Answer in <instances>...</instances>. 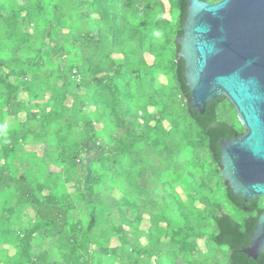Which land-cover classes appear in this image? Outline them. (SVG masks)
I'll list each match as a JSON object with an SVG mask.
<instances>
[{
    "label": "rangeland",
    "instance_id": "374dc122",
    "mask_svg": "<svg viewBox=\"0 0 264 264\" xmlns=\"http://www.w3.org/2000/svg\"><path fill=\"white\" fill-rule=\"evenodd\" d=\"M40 1L42 12H37L36 18H30L26 17L23 8L22 16L18 19V27L14 28L16 35L29 34L31 37L24 46V53L18 52L17 62L11 63V68L15 69L12 71L11 68L0 65L1 77H7L11 83L17 85L12 96L15 97L16 108L21 109L16 115L6 114L10 93L1 87L0 95L3 96H0V126L2 119L6 127L19 125L17 129L19 140L9 155L4 153L7 141L0 140V179L26 180L33 183L35 191H40L42 195H51L52 200L57 201L58 205L56 209L54 208L52 216H57L61 222L64 221L67 231L60 239L48 237L45 229L51 225L41 220L37 205L16 200L15 194L17 195L18 191L12 182L10 197L0 199V252L8 255V264H64L63 257L70 255L77 235L85 229L95 201L97 225L94 235L100 237L103 243L101 249L95 245L91 246L90 256H85V259L90 258L89 264H97L98 259L101 264H158L162 259L164 264H198L203 263L200 261L204 257L212 255L217 257L218 264H229L227 258L229 250L226 246L219 245V250L213 241L206 237L199 238L197 233L214 232V225L211 223L213 211L219 214L227 210L241 220L247 213L227 203L225 186L218 188L219 179H210L208 183H202L210 155L196 147L194 143L197 139V128L186 112V102L179 96L173 76L156 75L155 87L156 89L164 87L166 101L157 106H148L155 116V120L149 125L133 129L128 135L126 129H115L106 116L95 123V127L103 133L94 141L84 140L82 117L89 113L95 114V106L89 95L99 77L95 76L93 63L95 57L103 53L99 49L101 41L98 36L93 42L87 38V33L97 35L98 21L95 20L97 16L92 9L79 5L78 0ZM4 2L7 0H0V3ZM164 2L166 4L164 16L175 24L178 10H172L167 0ZM31 3V0H17V6L20 8ZM55 28L59 30L54 33ZM4 34V30L0 29L1 50H6L9 43L12 45V40L8 39L10 35L5 38ZM144 46L147 49L148 43L146 42ZM77 50L82 52L75 54ZM146 52L147 62L152 63L153 57ZM26 57L34 58L35 65L32 68H29L32 61H25ZM81 57L93 60H88L83 65L79 60ZM113 58L120 64L124 63L120 52L114 53ZM73 63H77L78 66L71 68L70 65ZM19 67L28 68L27 72L17 75ZM121 70L127 72L124 67ZM104 75L111 77L113 73ZM129 77L131 81L135 77L143 79V72L135 69ZM138 85L133 84L135 89L139 87ZM219 110L221 119L234 124L241 133L246 131L227 97H224ZM177 116L181 117V126L192 133L190 136L192 143L187 139H176L174 143L177 145L178 153L172 154L169 159L168 150L164 149L163 144L151 148L146 140H153L162 135L163 132L158 128L149 129L156 120L160 119L165 128H170L171 120ZM144 130H149V134ZM142 132L146 138L140 135ZM135 137H139V141L130 148L129 139L131 141ZM169 140L170 137H167L165 141ZM123 142L124 147L129 150L130 157L137 161L134 175L139 184L137 190L129 188L123 174L127 168L124 166L117 180H113L112 173L107 175L106 172L104 186L96 181L93 187L90 185L87 187L88 178L92 182L94 177L97 179L102 174L100 171L92 172L89 165L82 167L79 160L75 162L77 174L79 175L81 168L86 170V174L84 185L78 186L75 174L70 175L67 171L69 166L74 165L61 155L63 149L73 152L78 145L80 157H84L89 164L105 153H114ZM190 153L198 157V166L195 168L191 166L194 170H191L194 173L192 175L188 173L189 166L183 162L184 154ZM128 163L129 160L124 161L126 166ZM112 165L113 162L110 161L109 166ZM7 189L10 188H3L2 191H8ZM92 191L98 194L101 202L91 195ZM172 192L173 196L181 197L189 206L200 209L207 207L208 211L204 218L202 217L201 222L195 225L193 231L185 224L177 205L169 203ZM123 193L137 196L138 205L142 209L140 221L135 220L133 213L135 208L124 201ZM261 198L264 205V196ZM143 204L145 206L142 207ZM5 205H11L14 209L13 216L8 217L7 209L3 210ZM160 215L168 218V228L162 232L155 229ZM39 222L40 225L35 226ZM159 224L165 226L166 223ZM34 227L36 233L27 244L24 241L26 231ZM158 238L160 242L155 245ZM192 239L197 243L194 253L180 252L171 255L170 251H178L179 241ZM28 249H31L28 257L21 259L25 260L22 262L19 253ZM167 251L168 259L164 258ZM12 256L13 262L9 260ZM209 261L213 259L210 258Z\"/></svg>",
    "mask_w": 264,
    "mask_h": 264
},
{
    "label": "trees",
    "instance_id": "16d2710c",
    "mask_svg": "<svg viewBox=\"0 0 264 264\" xmlns=\"http://www.w3.org/2000/svg\"><path fill=\"white\" fill-rule=\"evenodd\" d=\"M31 1L32 3L29 6L23 5L22 8L17 6V0H7V2L0 3V29H2V31L4 30L5 34L3 36L5 38H8L10 35L8 39L12 40V45L10 43L7 44L9 48L7 47L6 50L0 49V65L2 67L11 68V63L13 61L17 62L18 56L16 54L18 52L24 53V46L31 39L29 34L18 36L14 32V28L18 27V19L22 16L23 8L26 17L30 18H36V13L42 12L41 1ZM167 1L172 10H178V18L175 24L171 23V21L164 16L166 10L164 0H78L79 5L92 9L97 16L95 19L98 21V26L96 28L98 31L97 35L95 33H87V38L93 42L96 36H98V39L101 41L99 49L103 52L95 57L93 63L95 76L99 77L97 83L94 85V90L89 95L95 106V114L89 113L82 117L85 129L83 139L86 141H94L98 135L102 134L103 131H99L95 127V123L98 119L106 116L109 117L115 129H126L128 135L132 133L133 129L142 128L145 124L149 125L155 120V116L150 112L148 106H157L166 101L163 90L164 87L161 86L159 89L155 87L156 75H172L176 81V90L179 92V96L186 102V112L197 128V139L194 143L196 147L210 155V161H208V165L204 169L206 175L202 183H208L210 179H219L220 183L218 188L220 189V187L225 186L227 203H231L237 210L247 213V216L241 220L228 213L227 210L219 214L213 211L211 223L214 225V232L212 234L199 232L197 233L198 237H206L213 241L217 247L219 245L226 246L227 250H229L227 256L229 264H264V254L254 259L242 251V249L250 243L251 233L255 229L259 215L264 210V205L262 204L263 199L260 197L245 202L243 197L235 194L230 186L224 183L223 176L221 175L220 141L223 139H231L237 133L241 134V132L238 131L234 124L220 118L219 107L224 96H219L215 100L209 102L204 113L188 108L189 101H186V99L190 96V90L185 76V61L179 59L178 52L180 46L176 44L177 38L183 34L182 25L187 18L188 0ZM208 1L217 2L219 0ZM57 30L59 29L55 28L54 33ZM52 33L53 29H51L50 34L52 35ZM146 42L148 43L147 49L144 46ZM1 43L0 41V47ZM79 52L82 51L77 50L75 54ZM117 52L123 55L124 63L120 64L113 58V54ZM145 52L153 57L152 63L147 62ZM24 60L32 61L29 68L35 65V60L32 57H26ZM79 60L82 61L84 65L88 60H93V58L81 57ZM75 66H78L77 63L70 65L71 68ZM123 67L127 72L121 70ZM11 69L13 71L15 68L12 67ZM27 69L19 67L16 71L17 75L26 73ZM135 69L143 72V79L135 77L132 78L131 81L129 74ZM105 73H113V75L107 77L108 75H104ZM133 82L139 84L137 89L134 88ZM1 87L6 88L7 92L10 93L6 114L9 116L16 115L21 111V109L16 108V103L14 101L15 97L12 96L17 89V85L11 83L7 77H1L0 75V88ZM180 119V116L172 119L170 128H165L160 119L156 120L153 127H149V129L151 128V130H153L158 128V130L163 133L156 137V139L146 140V143L150 145L151 148L152 146L156 147L163 144L164 149L168 150V157H172V154L178 153L177 145L174 143L176 139H187L192 143L190 137L192 133H189L181 126ZM129 124H131L130 130ZM18 128L19 125L6 127L4 119H2L0 140L4 139L7 141L4 151L6 155L11 154L12 147L18 143ZM144 131L146 134H149V130ZM140 135L146 138L144 132L140 133ZM167 137H170L168 142L165 141ZM138 141L139 137H135L131 139V141L129 139V147H133ZM124 143L125 142L121 143V145L115 149L114 153H105V155L93 159L89 164H87L84 157H80V146L78 145L74 148L73 152H67L66 149H63L61 155L74 165L69 166L67 171L70 175L75 174L77 177L76 180H78V186L82 187L84 185L86 170L81 168L79 169V175L77 174V166L75 165L77 160L82 162V167L85 168L89 165L92 172L100 171L102 174L98 176L97 179L94 177L92 182L91 179L88 178L86 182L87 187L88 185L93 187L96 181L104 186L106 182V177H104V175L106 172L108 173L107 175L112 173L113 180H117L124 166V168H127L124 170L123 174L130 186L129 188L137 190L139 184L138 180H136L137 178H134L137 170V161L130 157L129 150L124 147ZM88 153H90V151H88ZM197 158V156L191 153L184 154L183 156V162L189 166L188 173L191 175L194 171L191 166H194V168L198 166ZM127 160H129L130 163L126 166L124 161L126 162ZM110 161L113 162L112 166H109ZM12 182H14V188L18 191V194H15L16 200H23L27 204L37 205L36 208L41 220L51 225L49 228L45 229L46 235L50 238L57 237L58 239L64 237L67 231L65 222L59 221L57 216H52L54 208L56 209L58 206L56 203L57 201L52 200L51 195H42L40 191H35L32 182L21 179L18 181H15V179H0V199L4 200L5 197H10ZM3 188L10 189H7L8 191H2ZM116 188L119 189L118 186ZM91 193L93 197H97L98 202H101L98 194H94L93 191ZM173 193L174 192L171 193L172 198L169 203L177 205L181 216L184 218L185 224L193 231L195 225L201 222L200 220L202 217L204 218V214L208 211L207 207L200 209L196 206H189L181 197L179 198L177 195H175L176 197L173 196ZM123 194L124 201L135 208L133 212L135 214V220L140 221L142 209L138 205L137 196L135 195L133 197L131 195L128 196L126 193ZM95 203L97 202L95 201ZM95 203H93L90 211V219L85 229L77 235L76 243L71 248L70 255H65L63 257L64 264H89L88 260L90 258L85 259V256H90L91 246L95 245L99 247V249L102 248L103 240L94 235V229L97 225V207ZM141 206L143 207L145 204ZM6 209L9 213L8 217L14 215V209H12L11 205H5L3 210ZM158 218L155 229L159 232L166 231L168 218L163 215H160ZM162 222L166 223L165 226L159 224ZM39 225L40 222L35 226ZM121 230L122 229H120V231ZM73 231L75 232L76 229L74 228ZM26 232L27 234L26 237H24V241L28 244L30 238L36 233V227L28 229ZM159 242L158 238L155 245L159 244ZM196 246L197 243L195 239L191 241L183 240L179 241L178 251L172 250L170 252H172L171 255L180 252L192 254L195 252ZM30 250L31 249L20 251V260L27 258ZM199 254H201V252ZM7 258L8 255L0 252V264H8ZM164 258L168 259V251ZM210 258H212L213 261H209ZM9 260L13 262L14 256L9 257ZM21 261L24 262L25 260ZM200 262L203 263L198 264H218L219 260L215 255H212L206 258L204 257ZM97 264H101L100 259L97 260ZM158 264H164L163 259L162 262Z\"/></svg>",
    "mask_w": 264,
    "mask_h": 264
},
{
    "label": "water",
    "instance_id": "95a60500",
    "mask_svg": "<svg viewBox=\"0 0 264 264\" xmlns=\"http://www.w3.org/2000/svg\"><path fill=\"white\" fill-rule=\"evenodd\" d=\"M177 38L190 90L188 108L200 113L219 96L233 104L246 131L220 141L221 175L245 202L264 196V0H188ZM264 254V210L250 243Z\"/></svg>",
    "mask_w": 264,
    "mask_h": 264
}]
</instances>
